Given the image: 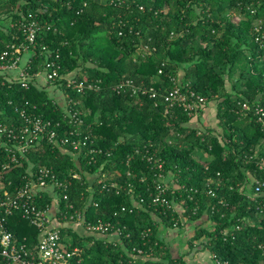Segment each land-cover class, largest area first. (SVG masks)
<instances>
[{"label": "trees", "instance_id": "trees-1", "mask_svg": "<svg viewBox=\"0 0 264 264\" xmlns=\"http://www.w3.org/2000/svg\"><path fill=\"white\" fill-rule=\"evenodd\" d=\"M4 1L0 22L7 32L0 31V49L14 42L13 34L20 23L36 22L33 71L43 70L51 60L60 74L78 73V82L93 81L100 88L82 95L65 82H57L71 98L84 104L76 109L88 122L84 130L93 135L92 147L98 150L94 161L83 151L77 164L70 149L65 153L43 141L4 178L12 189L24 182L22 176L29 168H51L58 179L71 182L65 193L67 199L64 195L58 199L61 214L72 204L77 208L84 205L87 221L111 222L122 229L119 244L103 236L81 238L70 229H62L65 243L71 241L72 247L84 250L82 259L71 264H126L138 250L149 257L147 264H161L162 260L190 264L184 256L173 257L160 238L162 227L172 229L176 221L181 223V217L193 223L207 217V222L216 225L214 232L197 226L189 240L191 245L213 237L209 250L218 258L234 264H264V250L259 249L260 244L264 245V213L248 209L250 203L238 191L245 172L264 175L239 158L241 152L253 154L256 148L258 155L264 156V132L254 117L255 106L264 109V0L0 3ZM236 15L239 22L234 21ZM180 72L184 73L182 79ZM127 79L168 90L179 85L192 89L208 103L216 102L221 132L213 134L211 130L198 135L200 130L190 128V117L182 109L166 114L164 98L113 91ZM3 81L0 77V110L12 114L15 108L35 109L46 120L62 119L63 108L54 103L47 90L33 84L23 89L20 84ZM245 102L251 103L252 110L241 116ZM10 121L0 116V123ZM136 150L141 153L136 154ZM201 151L212 157L204 158ZM155 161L162 164V169ZM75 173L80 179L73 178ZM102 173L108 175L102 183H91V177ZM159 173L174 177L175 186L166 197L175 203L185 201L184 213L153 205ZM143 175L147 176L144 182L140 179ZM112 183L115 188H111ZM210 190L216 197L208 195ZM222 199L229 208L220 204ZM124 208L126 211H122ZM195 210L198 212L193 214ZM245 218L256 226L221 235ZM9 229L18 242L27 238L30 245L36 243L37 231L20 217L10 219Z\"/></svg>", "mask_w": 264, "mask_h": 264}, {"label": "built area", "instance_id": "built-area-1", "mask_svg": "<svg viewBox=\"0 0 264 264\" xmlns=\"http://www.w3.org/2000/svg\"><path fill=\"white\" fill-rule=\"evenodd\" d=\"M4 32L6 33L7 30H4ZM20 33H22L21 36ZM37 33L38 24L36 22L28 24L22 22L19 24L18 32L13 34L14 42L7 43L3 49H0V77L4 79L3 84H20L23 89H29L33 84L40 90H47L54 103L63 108V115L61 120L52 121L46 120L42 114L36 113L35 109L27 111L15 108L12 114L0 110V116L5 120H11L9 123H0V264H71L75 259H82L84 250L80 247H72L71 241L65 243L66 237L61 234L62 229H69L65 226L68 223L81 227L79 232L70 229L81 238L103 236L106 237V240H109L108 236L115 235L118 240L110 241L115 242V244L121 242L122 229L117 228L111 222L99 221L94 223L87 221V207L84 205L77 208L72 204L69 206L68 211L61 214L58 199L62 195H64V199H67L65 193L71 182L68 179H58L51 168L42 167L36 170L33 167L29 168L26 170V175L22 176L24 182L12 189L9 188L12 186L11 183H9V187L5 183V173L20 166L27 153L35 147H39L43 141L58 147L65 153H69L67 151L70 149L72 158L77 164H79L83 151H86L84 154L86 157H90L91 161H94L93 155L98 153V150L92 147L94 146V139L91 131L84 130L85 125L88 124L86 117L84 118L81 112L76 109V106L83 103L81 104L80 101L71 98L61 88V84H57V82H65L68 88H73L82 95L88 91H99V86L93 81L78 82L76 80L78 73L60 74L58 66L51 60L46 62L43 70L33 71ZM17 41L19 43H16ZM159 73L161 74L162 71ZM52 90L63 93L65 101L63 105L51 96ZM113 91L118 93L129 92L131 96H149L152 99L164 98L166 114L171 112L172 109L179 108L186 112L190 118L199 115L208 105L206 98L201 97L192 89H184L179 85H175L173 89L168 90L148 86L144 83L138 85L133 80L127 79L114 86ZM158 105L157 102L155 106L158 107ZM250 110H252L251 103H243L240 111L241 116H247ZM254 113L256 122L264 132V109L260 105L255 106ZM16 119L21 121H16ZM198 135H204V131H200ZM210 150H212L211 147ZM258 151L259 148H256L253 154L243 151L239 154V158L246 164L254 165L264 174V156H259ZM231 152L237 155L235 150ZM140 153V150H136V154ZM209 154L205 152L204 157L208 158ZM227 154L229 153L225 155ZM130 160L132 158L129 159L128 164ZM148 160L153 161V157L148 156ZM89 163L91 162L89 161ZM155 164L158 165L159 169H162V164L159 161H155ZM86 176L89 175L86 174ZM107 176L106 173L97 174L91 177L90 181L91 183L96 181L102 183ZM128 176L132 177V174L129 172ZM156 177L158 181L155 187L156 193L152 197L153 205L160 209L177 210L184 213L185 201L175 203L166 197L170 188L175 186L174 177L170 174L164 176L162 173L157 174ZM73 178L80 179V174L75 173ZM140 179L144 182L147 176L143 175ZM217 184L219 187L221 186V183ZM103 187L105 189L106 185ZM111 188H115V184L112 183ZM238 188L240 194L250 203L248 209H255L258 214H263L264 175L257 177L250 172H245V179L238 184ZM208 195L216 197L213 190H210ZM220 204L225 205L226 208L230 207L224 199L220 201ZM70 211L72 212L70 213ZM122 211H126V209L124 208ZM196 212L198 210H195L193 214ZM13 217H20L35 228L37 231L35 244L30 245L27 238H24L22 243L16 240L9 229V222ZM186 220L189 219L181 217V223L176 221L174 227L169 230L180 232ZM209 222L210 227L207 229L214 232L216 225L211 221ZM247 225L253 227L256 226V223L249 218H245L241 221V224L234 223L231 228L222 231L221 235L228 232H239L245 229ZM212 240L213 237H204L192 245L187 244L185 253L181 256H184L190 264H195L197 261L199 264H234L231 261L218 258L209 250ZM91 243L94 244V241ZM164 248L169 249L166 245ZM259 249L264 250V245L260 244ZM148 258L143 250H138L137 255L131 256V260L126 264H147ZM161 264H168V262L162 260Z\"/></svg>", "mask_w": 264, "mask_h": 264}, {"label": "crops", "instance_id": "crops-1", "mask_svg": "<svg viewBox=\"0 0 264 264\" xmlns=\"http://www.w3.org/2000/svg\"><path fill=\"white\" fill-rule=\"evenodd\" d=\"M184 76L183 72H180L179 77L182 79ZM51 96L54 97L57 102L60 104H64L63 93L59 91H51ZM190 128L197 129L200 131H211L214 133L221 132L220 123L218 119V107L216 102H209L206 106L205 110L202 111L199 115L190 118V122L188 124ZM206 151H201V155L203 156ZM205 156V155H204ZM210 159L212 156L210 154L207 156ZM206 158V157H204ZM201 225L202 227L209 228L210 222H207V217H205L202 222L193 223L189 220H186L183 228L179 231H172L166 228L161 229V241L169 248V253L173 257L181 256L185 253V248L187 244H189V239L194 235L195 229L197 226ZM69 229H74L76 231H81V227L79 225L74 224H65ZM109 240H118V237L115 235L108 236ZM195 264H199L198 261Z\"/></svg>", "mask_w": 264, "mask_h": 264}, {"label": "rangeland", "instance_id": "rangeland-1", "mask_svg": "<svg viewBox=\"0 0 264 264\" xmlns=\"http://www.w3.org/2000/svg\"><path fill=\"white\" fill-rule=\"evenodd\" d=\"M3 3H5V1H4V2H1L0 5H2ZM0 8H1V7H0ZM2 9H3V8H2ZM2 9H0V10H2ZM239 20H240V17L236 15L234 21H235V22H239ZM3 26H5V24H4L3 22H0V31H4V30H6ZM10 27H11V26H10ZM97 118H98V116H97ZM78 232H79V231H78ZM193 264H194V263H193Z\"/></svg>", "mask_w": 264, "mask_h": 264}]
</instances>
